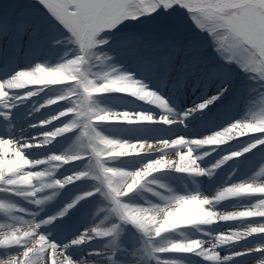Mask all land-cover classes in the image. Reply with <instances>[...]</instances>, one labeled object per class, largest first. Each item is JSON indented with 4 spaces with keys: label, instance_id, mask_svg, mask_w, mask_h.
<instances>
[{
    "label": "snow or ice",
    "instance_id": "1",
    "mask_svg": "<svg viewBox=\"0 0 264 264\" xmlns=\"http://www.w3.org/2000/svg\"><path fill=\"white\" fill-rule=\"evenodd\" d=\"M0 264H264V0H0Z\"/></svg>",
    "mask_w": 264,
    "mask_h": 264
}]
</instances>
